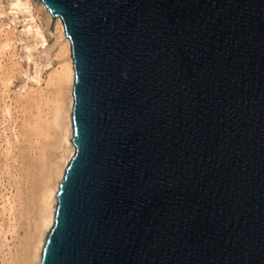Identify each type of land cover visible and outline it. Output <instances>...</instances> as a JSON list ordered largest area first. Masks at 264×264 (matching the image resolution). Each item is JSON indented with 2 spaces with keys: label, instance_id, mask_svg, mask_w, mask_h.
<instances>
[{
  "label": "water",
  "instance_id": "obj_1",
  "mask_svg": "<svg viewBox=\"0 0 264 264\" xmlns=\"http://www.w3.org/2000/svg\"><path fill=\"white\" fill-rule=\"evenodd\" d=\"M42 1L75 152L38 264H264V0Z\"/></svg>",
  "mask_w": 264,
  "mask_h": 264
},
{
  "label": "rangeland",
  "instance_id": "obj_2",
  "mask_svg": "<svg viewBox=\"0 0 264 264\" xmlns=\"http://www.w3.org/2000/svg\"><path fill=\"white\" fill-rule=\"evenodd\" d=\"M11 1L0 0V264H20L38 221L41 189L60 150L56 128L48 135L37 132L44 118H51L46 113L56 86L45 78L59 59V33L54 19L35 2L32 18L26 9L12 8ZM9 195L15 201L10 227L3 209Z\"/></svg>",
  "mask_w": 264,
  "mask_h": 264
},
{
  "label": "bare ground",
  "instance_id": "obj_3",
  "mask_svg": "<svg viewBox=\"0 0 264 264\" xmlns=\"http://www.w3.org/2000/svg\"><path fill=\"white\" fill-rule=\"evenodd\" d=\"M32 1L35 2L37 8H42L50 18L54 19L56 28L59 33V42L57 49L59 59L54 68L48 73L47 78H45V81L47 83H54L56 86L55 96L53 97V99H51V105L48 109L49 112L46 113H51V118L49 117L46 120L43 116L44 121H42L43 119L41 120L42 122H45L43 125L39 121L40 115L38 114L37 118L39 120H37L36 122L39 121L40 124L43 125H39V122L37 123L39 125H37V132H39L38 134L43 135L44 133L45 135H48L51 127L57 129V145L60 150L57 155V161L55 162L54 172L52 175L49 174L47 176V179H45V182L41 189L39 196L40 210L38 221L28 241L25 243L23 251L21 252L22 259L20 260V264L39 263L45 235L54 223V212L56 207V193L58 185L63 177L65 168L71 156L75 152V144L70 140L73 133L71 113L74 102L73 86L75 80V72L73 66L74 59L71 53V39L65 34L64 25L60 16H53L51 11L42 0H12L10 5L12 8L18 11L26 9V12L28 11V13H30L32 11ZM33 7L35 8L34 5ZM36 31L37 33H40L38 29ZM41 80L42 79L40 75L37 76V82L40 83ZM6 81L10 82V79L9 81ZM8 85L9 83L7 84V86ZM6 109L7 110L5 111L9 112V108ZM13 198L14 197L12 195L7 196V199L5 200V203L3 205V209L8 213L9 227L12 226V223L10 221H12L15 211V201Z\"/></svg>",
  "mask_w": 264,
  "mask_h": 264
},
{
  "label": "clouds",
  "instance_id": "obj_4",
  "mask_svg": "<svg viewBox=\"0 0 264 264\" xmlns=\"http://www.w3.org/2000/svg\"><path fill=\"white\" fill-rule=\"evenodd\" d=\"M122 75H125V76H126V75H127V72H126V71H125V72H123V73H122Z\"/></svg>",
  "mask_w": 264,
  "mask_h": 264
}]
</instances>
